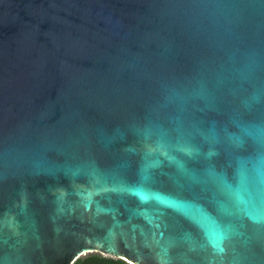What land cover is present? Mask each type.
I'll list each match as a JSON object with an SVG mask.
<instances>
[{
  "label": "water",
  "instance_id": "obj_1",
  "mask_svg": "<svg viewBox=\"0 0 264 264\" xmlns=\"http://www.w3.org/2000/svg\"><path fill=\"white\" fill-rule=\"evenodd\" d=\"M93 253L264 264V0H0V264Z\"/></svg>",
  "mask_w": 264,
  "mask_h": 264
},
{
  "label": "snow or ice",
  "instance_id": "obj_2",
  "mask_svg": "<svg viewBox=\"0 0 264 264\" xmlns=\"http://www.w3.org/2000/svg\"><path fill=\"white\" fill-rule=\"evenodd\" d=\"M185 151L191 152V149H184ZM220 182L223 184L225 188H227L229 191H231V186L227 185L222 178H220ZM140 195L143 196V193H140ZM162 203H164L166 206L173 207V208H186L187 206L183 203L172 200V199H163ZM197 218L199 222L204 225L207 228V225L209 224V219L203 213H197ZM209 238L216 241L222 238V233L220 232L218 226H216L214 223L210 228H207ZM112 239H113V233H109L108 236L104 237L103 239L96 240L94 242V247L99 248L100 250L106 251V252H114V248L112 246Z\"/></svg>",
  "mask_w": 264,
  "mask_h": 264
},
{
  "label": "trees",
  "instance_id": "obj_3",
  "mask_svg": "<svg viewBox=\"0 0 264 264\" xmlns=\"http://www.w3.org/2000/svg\"><path fill=\"white\" fill-rule=\"evenodd\" d=\"M73 264H128L119 259L103 257L99 254H87L77 259Z\"/></svg>",
  "mask_w": 264,
  "mask_h": 264
},
{
  "label": "rangeland",
  "instance_id": "obj_4",
  "mask_svg": "<svg viewBox=\"0 0 264 264\" xmlns=\"http://www.w3.org/2000/svg\"><path fill=\"white\" fill-rule=\"evenodd\" d=\"M96 254V253H95ZM102 256V255H101ZM83 257V256H82ZM104 257V256H103Z\"/></svg>",
  "mask_w": 264,
  "mask_h": 264
}]
</instances>
